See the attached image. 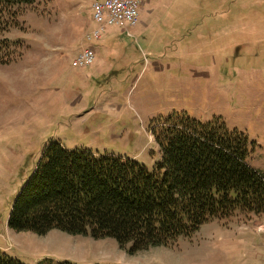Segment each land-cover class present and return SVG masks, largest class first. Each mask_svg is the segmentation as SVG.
Masks as SVG:
<instances>
[{"label":"rangeland","instance_id":"obj_1","mask_svg":"<svg viewBox=\"0 0 264 264\" xmlns=\"http://www.w3.org/2000/svg\"><path fill=\"white\" fill-rule=\"evenodd\" d=\"M95 1L35 0L0 31V251L26 264H264V215L235 212L135 254L112 239L7 227L45 143L150 170L161 160L155 122L174 115L244 135L264 179V0H143L129 35L107 28L88 44ZM88 46L96 65L72 69Z\"/></svg>","mask_w":264,"mask_h":264},{"label":"trees","instance_id":"obj_2","mask_svg":"<svg viewBox=\"0 0 264 264\" xmlns=\"http://www.w3.org/2000/svg\"><path fill=\"white\" fill-rule=\"evenodd\" d=\"M34 1L0 0V31ZM153 129L161 160L150 170L127 158L45 143L31 171L24 170L7 227L112 239L135 254L173 245L235 212L264 215V179L247 164L244 135L217 119L201 124L185 115L157 120ZM0 264L26 263L0 251Z\"/></svg>","mask_w":264,"mask_h":264},{"label":"built area","instance_id":"obj_3","mask_svg":"<svg viewBox=\"0 0 264 264\" xmlns=\"http://www.w3.org/2000/svg\"><path fill=\"white\" fill-rule=\"evenodd\" d=\"M143 0H102L91 4V18L95 28L84 37L89 42L100 39L107 28L121 29L128 34V30L138 23L139 7ZM95 52L89 46L80 50L71 60L72 69L91 67L95 62Z\"/></svg>","mask_w":264,"mask_h":264},{"label":"crops","instance_id":"obj_4","mask_svg":"<svg viewBox=\"0 0 264 264\" xmlns=\"http://www.w3.org/2000/svg\"><path fill=\"white\" fill-rule=\"evenodd\" d=\"M94 52H95V50H94ZM95 53H96V54H95V56H96L95 59H96V60H95V63H94V64L96 65V63H97V61L99 60V57H100V56H99V54H98L97 52H95ZM95 65H94L92 68H94Z\"/></svg>","mask_w":264,"mask_h":264}]
</instances>
